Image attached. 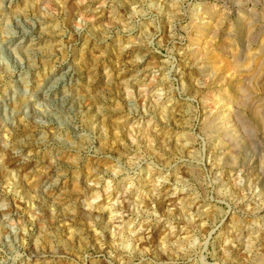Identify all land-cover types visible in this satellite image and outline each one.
Listing matches in <instances>:
<instances>
[{
	"label": "rangeland",
	"instance_id": "1",
	"mask_svg": "<svg viewBox=\"0 0 264 264\" xmlns=\"http://www.w3.org/2000/svg\"><path fill=\"white\" fill-rule=\"evenodd\" d=\"M0 264H264V0H0Z\"/></svg>",
	"mask_w": 264,
	"mask_h": 264
},
{
	"label": "bare ground",
	"instance_id": "2",
	"mask_svg": "<svg viewBox=\"0 0 264 264\" xmlns=\"http://www.w3.org/2000/svg\"><path fill=\"white\" fill-rule=\"evenodd\" d=\"M229 67V66H228ZM122 195V194H121ZM125 197V196H124ZM111 208H113V207H111ZM112 212V211H111ZM110 218V217H109ZM171 229V228H170ZM181 232V231H180ZM183 233H184V231H183ZM170 236V235H169ZM173 237H175V235L173 236ZM138 239V238H137ZM247 247V246H246ZM263 262V261H262ZM262 262H260V263H262Z\"/></svg>",
	"mask_w": 264,
	"mask_h": 264
}]
</instances>
